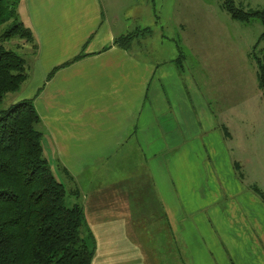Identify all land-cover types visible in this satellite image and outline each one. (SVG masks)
Returning a JSON list of instances; mask_svg holds the SVG:
<instances>
[{"label": "crops", "instance_id": "1", "mask_svg": "<svg viewBox=\"0 0 264 264\" xmlns=\"http://www.w3.org/2000/svg\"><path fill=\"white\" fill-rule=\"evenodd\" d=\"M113 5L21 0L34 44L27 80L11 98L33 100L43 155L95 240L91 264H264V174L248 182L240 173L231 158L237 130L221 123L233 180L219 176L213 202L195 208L188 147L204 146L203 126H213L201 122L204 94L192 93L200 105L191 112L186 78L140 58L137 47L114 45L129 31L122 10L108 11ZM159 222L164 238H152L146 225Z\"/></svg>", "mask_w": 264, "mask_h": 264}, {"label": "rangeland", "instance_id": "2", "mask_svg": "<svg viewBox=\"0 0 264 264\" xmlns=\"http://www.w3.org/2000/svg\"><path fill=\"white\" fill-rule=\"evenodd\" d=\"M109 1L114 5L108 11L119 14L122 10L127 15L129 32L126 30L123 35L138 32L132 47H137L135 51L140 58L159 61L170 67L172 76L186 78L181 90L188 93L187 107L191 112L194 113L197 102L198 108L200 105V100L192 93L204 94L205 111L201 122L213 126L208 129L203 126L204 146L188 147L192 162L189 185L194 190L192 204L195 208L206 209L213 202L211 192L223 183L215 185L219 176L233 180L234 169L220 142L222 133L218 125L221 123H231L237 130L238 137L231 144V158L240 164V173L248 182L261 181L259 177L264 174V94L258 86L257 59L264 69L262 23L256 19L248 23L232 19L223 0ZM233 1L237 8L246 12L264 11V0ZM20 3L21 0L15 12L21 22ZM9 28V23L0 26V44L21 57L29 67L34 42H27L20 36L2 39ZM16 96L17 93L5 95L0 111L8 110L12 106L11 98ZM243 132L246 137L240 138ZM211 140L213 146L208 144ZM240 185L237 182V187ZM65 188L64 205L72 208L74 197L69 195V188ZM161 224L159 222L155 228L150 226L153 223H148L145 230L153 232L152 238H164L162 233L156 236L155 232Z\"/></svg>", "mask_w": 264, "mask_h": 264}, {"label": "trees", "instance_id": "3", "mask_svg": "<svg viewBox=\"0 0 264 264\" xmlns=\"http://www.w3.org/2000/svg\"><path fill=\"white\" fill-rule=\"evenodd\" d=\"M19 1L0 0V26L10 24L2 39L20 36L33 43L30 31L18 21L15 6ZM223 3L232 19L243 23L256 19L264 26V11L246 12L233 0ZM137 33L117 37L114 45L129 51ZM83 57V53L77 55L50 76ZM257 65L258 86L264 94V69L258 59ZM27 76L25 61L0 44V103L5 95L17 93ZM39 121L33 100L0 111V264H91L95 240L82 208L64 205L65 189L43 155L41 134L36 129Z\"/></svg>", "mask_w": 264, "mask_h": 264}]
</instances>
